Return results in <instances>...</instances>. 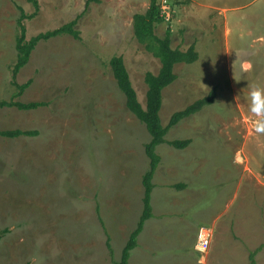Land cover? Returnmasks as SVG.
<instances>
[{
  "label": "rangeland",
  "instance_id": "1",
  "mask_svg": "<svg viewBox=\"0 0 264 264\" xmlns=\"http://www.w3.org/2000/svg\"><path fill=\"white\" fill-rule=\"evenodd\" d=\"M85 2L38 0L23 21L25 40L73 19L79 34L39 40L14 77L28 86L13 96L18 7H34L0 0V100L43 102L0 108V130L37 131L0 138V264H111L141 209L150 135L125 108L107 62L121 56L144 105L143 74L159 63L133 37L132 15L149 0ZM158 2L168 19L156 35L169 28L171 49L193 44L197 53L175 63V80L161 90L162 125L210 90L213 98L165 135L188 139L186 147L157 145L151 216L128 264H201L198 226L211 230L203 264H250L249 251L261 244L255 260L264 264V135L252 129L248 96L249 85L264 87V0Z\"/></svg>",
  "mask_w": 264,
  "mask_h": 264
},
{
  "label": "trees",
  "instance_id": "2",
  "mask_svg": "<svg viewBox=\"0 0 264 264\" xmlns=\"http://www.w3.org/2000/svg\"><path fill=\"white\" fill-rule=\"evenodd\" d=\"M34 7V11L25 14L21 7H18L20 13L16 20L18 34L14 38L15 59L13 66L10 69L11 84L17 89L13 96L20 95L22 91L28 86L29 81L18 85L14 81V77L18 70H20L28 61L31 50L39 40H46L48 38L59 36L62 34L70 35L77 38L79 31L75 28L76 20L73 19L65 24L56 27L55 29L45 32L36 33L25 40V26L24 20L31 19L35 16L39 9L38 0H28ZM97 2L99 0H86L85 7L90 2ZM86 9H84L85 11ZM164 16L161 14L160 4L158 0H149L148 7L143 12H136L132 15V29L135 40L143 45V48L152 56L157 58L159 67L156 73L145 71L143 74V81L146 86L144 93V105H141L136 97L135 91L130 83L129 75L124 66L121 56H111L108 59V66L112 78L114 79L117 89L123 96V103L125 108L133 114L140 122L145 125V128L150 135L149 142L144 144V152L149 159L148 169L141 177V209L134 227L129 231L125 239L117 259L110 258L111 264H127L130 249L136 243V236L142 227L143 221L151 215L150 205V191L153 186V174L159 164L160 157L156 153L157 145L167 143L171 147L181 150L189 144L188 139L174 140L171 142L165 141L164 137L168 130L179 123L180 120L186 118L199 109L209 104L213 98V90H210L205 96L198 98L186 105L182 109L173 113L168 121L167 126L164 127L161 123L159 109L161 106V90L170 85L175 80L173 73V66L175 63H192L197 56L193 44H190L186 49L180 50L178 48H170L171 32L169 28L165 31L162 37L155 33V27L162 22ZM12 96V97H13ZM12 97L5 101L0 100V108L14 106L17 110L28 111L36 106L42 105L43 102L21 103L17 100H12ZM37 133L33 131H20L17 129L0 130V138H15L21 136H33ZM179 188L178 184L173 185ZM264 243V240L263 242ZM105 244L111 253V248L108 241ZM262 245V244H261ZM256 246L248 253L250 264H257L255 260V252L261 246Z\"/></svg>",
  "mask_w": 264,
  "mask_h": 264
},
{
  "label": "clouds",
  "instance_id": "3",
  "mask_svg": "<svg viewBox=\"0 0 264 264\" xmlns=\"http://www.w3.org/2000/svg\"><path fill=\"white\" fill-rule=\"evenodd\" d=\"M235 62L233 64V75L234 79L237 81V79L235 78ZM241 67L243 71L247 72L252 69V64L246 61L242 64ZM249 87L251 89L248 94L250 101L249 112L254 117V119L251 121L252 129L256 134L264 135V87L254 84L249 85ZM210 239L211 236H209V242ZM201 264H203L202 261Z\"/></svg>",
  "mask_w": 264,
  "mask_h": 264
},
{
  "label": "built area",
  "instance_id": "4",
  "mask_svg": "<svg viewBox=\"0 0 264 264\" xmlns=\"http://www.w3.org/2000/svg\"><path fill=\"white\" fill-rule=\"evenodd\" d=\"M161 14L166 18L165 11L161 9ZM210 228L209 227H204V226H198L197 231H196V237L194 241V248L200 252V255L198 256V261L201 262L205 258V249L209 241V236H210Z\"/></svg>",
  "mask_w": 264,
  "mask_h": 264
},
{
  "label": "crops",
  "instance_id": "5",
  "mask_svg": "<svg viewBox=\"0 0 264 264\" xmlns=\"http://www.w3.org/2000/svg\"><path fill=\"white\" fill-rule=\"evenodd\" d=\"M152 188H153V186H152ZM152 188H151V190H152ZM150 192H151V191H150ZM150 200H151V199H150ZM150 216H151V215H150ZM150 216H149V217H150ZM146 219H147V218H146ZM133 247H134V246H133ZM133 247H132V248H133ZM127 259H128V258H127ZM204 259H205V258H204ZM197 260H198V258H197ZM127 264H128V263H127Z\"/></svg>",
  "mask_w": 264,
  "mask_h": 264
}]
</instances>
